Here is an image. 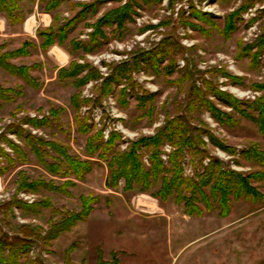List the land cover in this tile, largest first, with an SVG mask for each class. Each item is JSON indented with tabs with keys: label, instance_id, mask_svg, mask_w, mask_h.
Here are the masks:
<instances>
[{
	"label": "rangeland",
	"instance_id": "obj_1",
	"mask_svg": "<svg viewBox=\"0 0 264 264\" xmlns=\"http://www.w3.org/2000/svg\"><path fill=\"white\" fill-rule=\"evenodd\" d=\"M263 123L264 0H0V264H264Z\"/></svg>",
	"mask_w": 264,
	"mask_h": 264
},
{
	"label": "trees",
	"instance_id": "obj_2",
	"mask_svg": "<svg viewBox=\"0 0 264 264\" xmlns=\"http://www.w3.org/2000/svg\"><path fill=\"white\" fill-rule=\"evenodd\" d=\"M181 121H183V119L181 118ZM264 124V123H263ZM173 125V123H172ZM188 127L186 125L185 122H182L180 124V127H173L172 128H165L164 129V132L162 133L163 136H165L167 133L170 132V137L173 138L175 137V135H179L180 138H179V142H178V145L180 146V150H178L175 154H174V158H173V161L175 162V164H178L177 162V155L179 156V154L182 153V149L185 147V146H192L190 143H191V138H190V135H186L185 136V132H187L188 128H185V127ZM115 135V134H114ZM160 137V136H159ZM159 137L155 138V139H152L154 141H151V144L152 143H155V141H161L159 139ZM161 138V137H160ZM140 143H137L135 144L131 151L129 152H126V153H123L122 155L120 156H116L114 158V163L115 165H119V171L118 173L120 175H124L125 177H127L128 179H131L132 177H136L137 174H144L145 175V169L144 167L142 166L140 160H138V155L136 154V151H137V148L140 147ZM255 156L256 158L259 160L261 158L264 159V153L263 154H258V153H255ZM154 171L155 174L157 176V174H159L161 171H163L162 167V161L160 159H157L156 162L154 163ZM179 165V164H178ZM218 164V161H214L212 163V168H208L209 170H212V173L211 171L209 173H211L212 175L216 174V177L217 179L219 180L216 185H215V190L214 191H218V189H220L221 191H223L224 193L226 194H231L233 193L231 188L230 187H233L234 185H236V187L234 186V188H237L238 189V192L239 193H242L241 191L243 190V187H247L248 186V182L247 180H245L243 177L241 178L239 176V174H237L236 172H230V171H222L221 173H218L217 174V170H215L216 168H214L213 166H216L217 167ZM180 166V165H179ZM177 168V167H176ZM210 174V175H211ZM177 176V175H176ZM215 177V178H216ZM214 178V179H215ZM176 182H178L176 179H175ZM196 183V182H195ZM180 183H178L177 185L174 184L173 185V181H170V184L166 186V188H168L166 190V192L168 193L169 191H171V189H173L174 187H177L176 189L180 188L179 186ZM170 189V190H169ZM85 218V215L84 216H81V215H76L75 216V219L73 220H70V219H65L64 221H62L60 225H56V227L51 231V234L49 235V237L52 239V238H56L62 231L64 230H68L71 226H73L78 220H82ZM69 222H68V221ZM64 222H66V224H63ZM53 232V233H52ZM19 241H23V239H20L18 238ZM17 239V240H18ZM26 240H24L25 242ZM10 244V243H9ZM14 248H12L13 250V253H12V256L10 257V260L12 261V263H16V253L18 252V250L21 248V243L17 242L15 245L12 244Z\"/></svg>",
	"mask_w": 264,
	"mask_h": 264
},
{
	"label": "built area",
	"instance_id": "obj_3",
	"mask_svg": "<svg viewBox=\"0 0 264 264\" xmlns=\"http://www.w3.org/2000/svg\"><path fill=\"white\" fill-rule=\"evenodd\" d=\"M144 199V203L142 204L141 201L139 202V205L137 206L139 209L145 210L149 208V203L147 202V199Z\"/></svg>",
	"mask_w": 264,
	"mask_h": 264
}]
</instances>
